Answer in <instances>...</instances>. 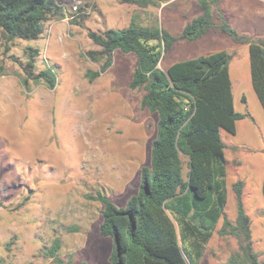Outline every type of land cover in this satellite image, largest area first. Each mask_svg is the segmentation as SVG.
<instances>
[{
  "label": "rangeland",
  "instance_id": "obj_1",
  "mask_svg": "<svg viewBox=\"0 0 264 264\" xmlns=\"http://www.w3.org/2000/svg\"><path fill=\"white\" fill-rule=\"evenodd\" d=\"M57 1L64 17L47 21L38 40L15 39L5 54L0 32V264H53L45 251L56 238L62 264H109L112 239L99 232L103 205L88 196L101 192L121 208L137 193L140 170L149 165L157 116L141 106L144 90L129 87L135 55L116 50L104 68V62L88 57L97 48L87 32L124 28L135 15L142 26H158L178 37L199 14L195 0H167L145 9L121 0ZM219 12L214 8L216 25ZM225 19L239 34L264 38V27L253 17L227 13ZM27 47L39 51L36 74L47 66L52 69L54 89L43 83L27 90L21 85ZM222 50L233 57L229 76L234 108L255 120L253 137L241 128L244 124L237 126L236 135L221 131L229 193L225 213L234 222L232 186L242 181L253 251L263 261L264 116L251 86L248 46L213 29L197 41L176 42L159 68ZM88 73L98 77L90 80ZM182 162L185 176L184 157ZM221 225L222 220L199 264H226L239 253V239L217 234Z\"/></svg>",
  "mask_w": 264,
  "mask_h": 264
},
{
  "label": "trees",
  "instance_id": "obj_2",
  "mask_svg": "<svg viewBox=\"0 0 264 264\" xmlns=\"http://www.w3.org/2000/svg\"><path fill=\"white\" fill-rule=\"evenodd\" d=\"M165 1L121 0L142 9ZM195 1L199 14L185 24L178 37L158 26H142L135 15L124 28L87 32L97 48L88 57L94 63L104 62V68L116 50L135 55L137 66L129 87L144 90L141 106L157 116L149 165L140 170L137 193L121 208L101 192L88 196L103 205L99 232L112 239L109 264H199L220 219L217 234L240 241L239 253L226 264H264L253 251L242 181L232 186L234 222L225 214L227 162L221 131L234 135L236 122L247 116L233 108L231 55L222 50L175 62L166 70L159 68L176 42H194L216 29L234 43L248 46L251 84L264 110V39L239 34L220 12L216 25L213 10L219 8L220 0ZM63 17L57 0H0L3 53L11 50L15 39L38 40L47 21ZM25 53L27 60L20 64L24 89L40 83L54 89L56 77L50 67L34 72L39 51L27 47ZM12 59L20 63L18 58ZM96 77L98 73H88L90 80ZM182 157L186 160L185 176ZM261 191L264 200V175ZM59 248L56 238L45 251L53 264H62L57 257Z\"/></svg>",
  "mask_w": 264,
  "mask_h": 264
},
{
  "label": "crops",
  "instance_id": "obj_3",
  "mask_svg": "<svg viewBox=\"0 0 264 264\" xmlns=\"http://www.w3.org/2000/svg\"><path fill=\"white\" fill-rule=\"evenodd\" d=\"M218 9H220V11L222 12L224 17H225V15L227 13L231 14L233 16H236V17L243 16V15H246L248 17H253V18H255L254 22H257V23L261 24L262 27H264V0H229V2H227V0L225 2L223 0H220V4H219V8ZM262 39H264V38H262ZM234 44H236V43H234ZM237 45H240V44H237ZM232 58L233 57L231 56L230 61L232 60ZM249 62H250V60H249ZM229 64H230V62H229ZM250 80H251V70H250ZM251 86H252V84H251ZM252 89H253V87H252ZM231 90H232V83H231ZM255 96H256V94H255ZM242 98L240 99L241 102H242ZM232 99H233V108H234L233 94H232ZM257 100H258V98H257ZM258 102H259V100H258ZM245 103L242 102L243 105ZM259 104H260V102H259ZM260 106H261V104H260ZM260 108L263 110L262 106ZM234 110L237 113L246 114L247 115L245 118H243L241 120H238L236 122V132H235L234 135H236L238 133L237 126L238 125L240 126L241 124H244L241 128L245 129L246 135H248L250 137H253V133L250 132V128L252 126V122L255 121L254 118L252 117V115H250L248 113H244V112H238L236 110V108H234ZM262 114L264 116V110H263ZM226 162H227V160H226ZM263 175H264V171H263ZM227 176L228 175H227V169H226V178H227ZM226 187H227V183H226ZM228 194L229 193L227 191V197H228ZM220 220H222V219H220Z\"/></svg>",
  "mask_w": 264,
  "mask_h": 264
}]
</instances>
